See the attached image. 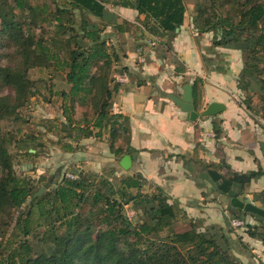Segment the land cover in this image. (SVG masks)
Listing matches in <instances>:
<instances>
[{
  "label": "trees",
  "instance_id": "trees-1",
  "mask_svg": "<svg viewBox=\"0 0 264 264\" xmlns=\"http://www.w3.org/2000/svg\"><path fill=\"white\" fill-rule=\"evenodd\" d=\"M106 1L0 0V48L5 50H0V59L8 57V48H13V54L23 59L19 68L0 64V83L16 91L14 103H10V95L0 97V220L5 227L0 234L5 236L13 211L31 197L33 207L40 213L35 220L37 226L46 225L39 233L42 239H51L55 248L54 253L35 252L33 244L22 239L6 256L0 257V264H244L227 234L198 229L191 221L186 222L189 227L178 230L176 224L187 217L179 202L171 201L160 190L143 192V181L136 175L122 179L117 185L106 176L91 177L90 173L81 171L76 179H62L54 187L43 184L47 191L34 197L42 186L32 191L31 182L16 174L9 148L13 139L8 132L2 134L1 121L31 98L45 97L44 90L64 101L65 119H56L59 126L52 123L39 130L38 135L34 132L29 137L32 144L27 150L29 156L39 154L41 144L36 140L40 134L59 138L51 141L54 144L64 138L81 142L83 137H99L105 132L109 133L112 146L122 138L126 140L122 115L110 110L122 83L114 77L120 55L103 37L106 23H90L85 17L102 16ZM186 2L126 0L124 4L155 20L157 24L149 26L152 32L159 27L166 33H176L187 16ZM223 5L229 9L220 10L215 3L211 9L207 5L199 10L195 27L200 32H214L215 45L253 38L248 47L250 61L246 62L241 76L244 80L260 66L264 69V0H226ZM234 12L237 14L232 18ZM42 56L51 61L53 70L65 74L70 89L55 90L54 79L36 82L27 78L29 68L41 64L38 60ZM200 83L198 78L194 81L196 97L201 92ZM260 101L262 106L258 110L264 115V94H260ZM79 148L80 144H62L65 151ZM114 151L119 155L124 148L119 145ZM224 191L231 197L237 195L229 188ZM130 198L134 206L145 201L158 203L142 209L149 221L132 226L124 211V204ZM22 215L18 216L16 226L22 235L28 236L34 230L30 225L33 208L29 207ZM246 226L251 237L264 241V225L247 222ZM62 227L66 230L58 232ZM92 228L98 230L95 236L91 235ZM1 249L5 250V246H0Z\"/></svg>",
  "mask_w": 264,
  "mask_h": 264
},
{
  "label": "crops",
  "instance_id": "crops-1",
  "mask_svg": "<svg viewBox=\"0 0 264 264\" xmlns=\"http://www.w3.org/2000/svg\"><path fill=\"white\" fill-rule=\"evenodd\" d=\"M124 2L107 0L102 16L91 15L96 22L106 23L104 35L120 55L114 75L122 83L110 110L122 115L126 140L112 146L107 132L83 137L78 150H63L64 158L114 183L138 176L143 192L160 190L178 201L198 229L227 234L244 264L255 262L246 254L248 246L256 247L264 264V241L248 234L246 221L239 228L231 224L233 217L249 215V223L263 226L264 218L234 206L233 197L224 191L229 188L237 194L234 197L244 199L255 195L254 203L264 208V115L239 86L244 67L241 50L215 45L210 34L193 29L190 14L176 33L159 27L152 32L149 26L157 24L155 20ZM140 47L145 63L138 59ZM197 78L201 92L196 97ZM65 82V89H70ZM186 84L193 86L199 113L212 102L224 104V109L191 120L171 98L182 97ZM119 145L124 152L116 155ZM125 155L132 157L128 170L121 164Z\"/></svg>",
  "mask_w": 264,
  "mask_h": 264
},
{
  "label": "rangeland",
  "instance_id": "rangeland-1",
  "mask_svg": "<svg viewBox=\"0 0 264 264\" xmlns=\"http://www.w3.org/2000/svg\"><path fill=\"white\" fill-rule=\"evenodd\" d=\"M225 1L226 0H187L186 2L188 8L187 14H190L192 24L194 25L193 29L198 31L195 27L196 26L195 18L197 17L199 10H202L207 5L209 6L208 9H211L213 7V4L215 3L217 4L220 10H226V7L228 10L229 6L223 5ZM60 2L62 3L63 0H60ZM226 14H228V11ZM236 14L237 12H234L232 18ZM85 17L90 23H95V24L99 23L93 20L94 17L91 14H87ZM99 24H103V22H100ZM204 33L210 34L212 36L211 38L214 43L213 40L214 32L209 31ZM103 37L105 38V40H107L108 46L113 47L112 42L108 37L104 35V33H103ZM249 38L250 39L248 41L240 40L239 42H232L225 44L222 43L220 44V46H234L235 48L241 50L244 59V67L239 76V86L245 87L246 95L248 94L247 97H249V101L253 105L257 104L255 106L257 108H260L262 106V103L260 101V94H264V90L262 89V78L264 77L263 67L260 66L259 67L260 69L256 71L254 75L246 77L244 80L241 77L246 62L250 61L248 47H250V44H252L253 38L252 37ZM0 50L2 52L3 51L5 52L4 49L0 48ZM8 50H9L8 57L1 58L0 64L16 65V68L23 66L22 57L14 55L13 52L15 51H13V48H8ZM38 62L41 63L39 64L40 66L36 65L34 67L31 66L29 68L27 73V78L30 79V81H36V82H38L39 80L48 81L51 79H55L54 89L58 91L66 90L65 88H67L68 86L66 85L65 82L66 81L65 74L63 72L53 70V68L51 67V61H48L43 56L39 58ZM253 69L255 70L256 68L253 67ZM44 91H45L44 93L45 97L40 96L39 98H35V99L31 98L30 101H27L24 104H22V106L18 107L14 113L11 112L9 115L5 116L1 121L2 134L8 132L13 139V142L9 145L10 152L12 154L13 168L19 177L27 178L31 182L32 191H37L40 188V186H43V184H49L50 186L54 187L56 183H59L62 179L69 178L67 176V173L72 172L78 175L79 172H81L84 169L78 167L77 163L73 161L69 162L66 158H64V152H63L64 149H62V144H65L67 142H71L75 145L81 144L80 141L76 139L64 138L61 139L60 143L54 144L51 141L54 139L56 142V140H58L59 138L57 139V137L55 136L53 137L52 134H48V135L40 134L38 140H36V143L41 144L38 146L39 154L36 156L28 155L27 150L32 145L29 142V137L34 132H36V134L38 135V131L43 130L44 126H50L52 123L58 124L59 126L60 122L56 121V119L57 120L65 119L63 116L64 112L62 111L64 101H62L61 98L58 99L56 95L50 94L49 90H44ZM15 93L16 91L12 86L7 84L3 85L2 83H0V97L10 95V103H14ZM16 116H18V118H16ZM32 143L34 144V141H32ZM34 152L35 151H33V153ZM89 170H91L89 171L91 177L96 176L97 175L96 173H98L94 169L89 168ZM42 175L45 176V179H41ZM118 182L119 181L116 180L117 185L120 184ZM46 191L47 189L45 190V192ZM34 197H38V196H35L34 194ZM131 199L132 198H130L129 203L124 204V211L128 215V218L132 226L135 225L139 226L144 221H149L148 217L144 214L142 209L144 207H151L153 205H157L158 203L145 201L142 205L136 204L134 206V202ZM121 201L126 202V199H123ZM32 203H33L32 198L30 197L27 199V201L23 204V206L20 209L14 210L12 214V218L8 221L10 225L6 227L5 236H2L0 234V246H5V250L4 249L0 250L1 258L6 256L13 248H15L22 239H27L28 242H31L34 246L33 250L35 252L46 251L49 253H54L55 248L53 247L54 245L53 241L49 238L42 239V235L39 233L44 230L46 225L37 226L35 220L36 218L40 217V213L38 210H35ZM29 207L33 208V215H32L33 220L31 221L30 225L34 227L33 228L34 230L32 234L28 236H24L22 235V232L17 228L16 223L18 216L23 214L22 216L24 217V213H26V210H28ZM238 217L243 218L246 222L251 221L249 215L245 217L244 216H238ZM182 220L176 224L177 225L176 228L178 230H183L189 227L188 223H186L189 221L188 216L186 217V221L184 220L182 221ZM41 221H43V219ZM4 228L5 227H3L2 221L0 220V230H3ZM64 230L66 229L62 227L60 228V230H58V232L61 233ZM97 233L98 230L92 228L91 235L95 236ZM162 234L164 235L166 234V232H163ZM248 247H249V252H247L246 254L251 256V258L255 261L253 264H258L257 260H259L261 264L262 261L258 257L259 255H261V253L256 251V247L253 248H251V246ZM122 248L125 250L126 247H122ZM234 248H236V246H234ZM252 254L253 256H256V259L252 256Z\"/></svg>",
  "mask_w": 264,
  "mask_h": 264
},
{
  "label": "water",
  "instance_id": "water-1",
  "mask_svg": "<svg viewBox=\"0 0 264 264\" xmlns=\"http://www.w3.org/2000/svg\"><path fill=\"white\" fill-rule=\"evenodd\" d=\"M184 94L182 97H178L175 95H172L171 98L178 104L183 111H185L191 120H196L199 115L202 116H211V115H216L219 112H221L224 109V104L220 102H212L209 104L202 112H198L195 109V104H194V97H193V86L191 84H186L184 86ZM30 151H35L34 149H30ZM122 166L124 169L128 170L132 166V157L130 155H125L122 158L121 161ZM46 188L44 186L41 187V189L35 193V196L42 195L45 192ZM231 203L247 212H251L254 214H257L264 218V208L261 206H258L254 202H252L249 198H241V197H233L231 199Z\"/></svg>",
  "mask_w": 264,
  "mask_h": 264
},
{
  "label": "built area",
  "instance_id": "built-area-1",
  "mask_svg": "<svg viewBox=\"0 0 264 264\" xmlns=\"http://www.w3.org/2000/svg\"><path fill=\"white\" fill-rule=\"evenodd\" d=\"M138 56H139V62L141 63H145L146 61V56H145V52H144V49L142 47L138 48ZM115 79L118 80V81H121L119 76L118 75H114ZM67 176L69 178H72V179H76L78 177V175L76 173H67ZM248 198L254 202V199L255 198V195H250L248 196ZM245 220L243 218H240V217H233L231 219V224L234 226V227H243L245 225Z\"/></svg>",
  "mask_w": 264,
  "mask_h": 264
}]
</instances>
